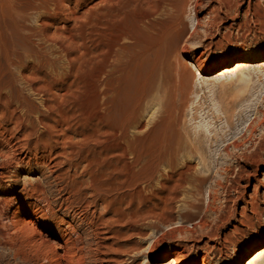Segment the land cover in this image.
<instances>
[{"label": "rangeland", "instance_id": "1", "mask_svg": "<svg viewBox=\"0 0 264 264\" xmlns=\"http://www.w3.org/2000/svg\"><path fill=\"white\" fill-rule=\"evenodd\" d=\"M73 2L0 0V115L56 106L78 124L73 144L106 198L97 207L109 237L82 264H245L264 246V150L238 158L264 135V0ZM247 51L258 56L245 82L218 79ZM154 52L183 94L170 111L153 95L130 120ZM47 81L58 91L36 93ZM36 176L0 179V264H66L57 230L34 225L50 241L45 260L7 227L12 199Z\"/></svg>", "mask_w": 264, "mask_h": 264}, {"label": "bare ground", "instance_id": "2", "mask_svg": "<svg viewBox=\"0 0 264 264\" xmlns=\"http://www.w3.org/2000/svg\"><path fill=\"white\" fill-rule=\"evenodd\" d=\"M54 1L59 9L64 1L70 4L74 1L72 4L74 5L80 0ZM226 2V8L230 9V2ZM253 11L260 10L254 8ZM5 12L8 11H0V15L4 16ZM245 55V58L234 62L232 66L223 67L218 79L239 74L240 81L245 82L242 72L248 69L250 62L255 61L258 56L252 51L245 52ZM153 56L148 73L149 79L143 82L138 92L130 120L138 116L142 104L153 95L162 96L164 107L169 108L170 111L174 108L177 93L181 91L177 82L166 72L171 67L167 59L157 57L156 52ZM261 57L259 69L264 68V53ZM182 66L190 68L193 64L184 61ZM201 74L202 72L197 69L193 76ZM53 83L47 81L43 87L35 89V92L42 96L46 91L52 92L55 84ZM54 88L57 90V85ZM180 94H183L182 91ZM46 107L48 116L38 115L36 118H27L31 113V109L27 107L22 110L23 115L20 117L5 113L0 115V179H6L7 185L11 186L12 182L24 172L33 171L38 174V177L28 181L17 197L12 199L17 204L7 217V227L19 235L17 238L24 247L29 246L38 257L48 260L47 249L51 247L50 241L42 237L38 228L34 227L37 223H43L47 235H54L53 230L58 231L55 237L62 243L57 244L55 249L57 252L63 250L59 256L61 261L66 264H82L86 257L98 255L106 247L105 242L109 238L106 234L108 222L98 211L97 206H102V210H105L107 201L106 198L94 193L95 177L87 170L90 162L86 155L79 154L80 148L74 147L76 145L73 144V137L79 133L78 124L73 123L69 114L57 110L56 106ZM6 123L8 124L5 125ZM124 128V124L120 126L122 132ZM82 138L81 142L87 143L88 137ZM263 150L264 135L255 153L241 154L238 158L245 161L259 160L261 156L259 152ZM82 162L86 165L79 171ZM50 187H53V191L49 190ZM48 196L52 199L50 200ZM30 207L34 208L33 212L29 211ZM58 213L61 216H58ZM0 233L4 234L3 231ZM101 259L103 258L98 256L93 263L101 264L99 262ZM262 260H264V246L258 249L245 264H258ZM170 264L179 263L173 258Z\"/></svg>", "mask_w": 264, "mask_h": 264}]
</instances>
